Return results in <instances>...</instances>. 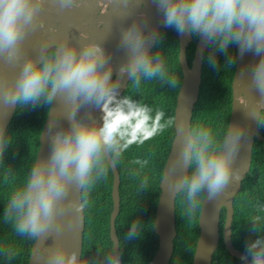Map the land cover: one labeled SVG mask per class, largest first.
Listing matches in <instances>:
<instances>
[{"label":"clouds","instance_id":"clouds-1","mask_svg":"<svg viewBox=\"0 0 264 264\" xmlns=\"http://www.w3.org/2000/svg\"><path fill=\"white\" fill-rule=\"evenodd\" d=\"M155 3L165 27L207 39L212 46L207 62L214 69L219 66L217 52L226 54L227 65L234 63V57L227 55L230 45L238 44L240 53L251 50L259 55L252 78L264 95V0H155ZM33 11L32 0H0V54L10 63L18 58L19 44ZM162 37L163 33L156 37L155 33L145 31L138 20L122 33L121 44L127 50V59L119 73H127L133 86H139L141 79H158L176 86V78L167 74L161 54L149 49L150 40L156 39L159 44ZM116 83L102 47L88 42L78 49L65 40L39 61L26 58L15 83L4 90L8 104L48 105L58 94L69 108L68 126L50 135L49 156L34 163L23 187L10 195L5 207L4 218H13L14 229L21 236L37 240L50 232L58 202L72 184L86 191L94 173L98 177L107 172L106 157L118 162L131 144L153 134L143 129L147 120L153 118L150 109L128 96L117 98ZM92 104H100L103 112L100 123L76 117L81 105ZM137 117L139 121L133 124ZM163 117V111L155 115L156 120ZM259 122L264 124V111ZM239 139V129H229L218 141L213 140L207 128L199 126L190 130L173 162L188 169L175 186H183L181 199L187 200L190 212L198 209V194L205 187L214 197L227 184ZM5 146L6 141L0 137V153ZM140 227L139 221L134 220L127 238H135ZM246 251L250 264H264V239L249 243ZM49 264L83 262L77 253L55 244L49 250ZM110 264H119V260L113 258Z\"/></svg>","mask_w":264,"mask_h":264},{"label":"trees","instance_id":"trees-1","mask_svg":"<svg viewBox=\"0 0 264 264\" xmlns=\"http://www.w3.org/2000/svg\"><path fill=\"white\" fill-rule=\"evenodd\" d=\"M159 44L155 42L151 52H159L164 59L169 76L176 78V86L158 80L141 79L139 86H133L130 79L124 92L118 97L128 96L140 105L150 109L143 126L144 132L153 134L136 142L122 154L115 166L119 173V212L115 219V230L119 243L122 264H150L157 248L158 236L154 232L155 211L159 200L164 165L170 154L175 136L174 114L177 96L183 75L179 64L178 33L169 27H162ZM199 37L192 36L186 48L188 65L194 58ZM212 46L203 54L202 77L199 95L192 108L191 128L203 127L211 131L213 140H220L228 130L232 107V80L237 60L236 45H230L227 55L234 57V63H225L226 54L216 53L218 67L212 68L207 57ZM51 51V50H50ZM49 51V52H50ZM48 105H16L14 114L3 135L6 146L0 153V264H28L35 240L21 236L14 229V220L4 218L5 207L10 195L22 188L35 163L39 149V138L47 118ZM158 111L164 117L155 119ZM264 111V110H262ZM140 117L132 123L138 122ZM163 126V127H161ZM257 129L264 138V124L258 120ZM155 130V131H153ZM113 173L108 166L106 173L93 182L81 198L84 214L81 259L83 264H110L113 259V243L110 238V216L112 201ZM181 192L175 199V226L177 235L173 241V254L169 264H193L196 244L200 234L199 214L205 195L204 189L198 194V209L189 211ZM226 211H220L219 240L212 256V264H243L230 255L223 243L222 227ZM139 221L140 229L135 238H127L131 223ZM257 229L258 231H253ZM257 238L264 239V142L254 140L251 164L241 182V188L233 200L231 241L233 246L249 260L247 245Z\"/></svg>","mask_w":264,"mask_h":264},{"label":"water","instance_id":"water-1","mask_svg":"<svg viewBox=\"0 0 264 264\" xmlns=\"http://www.w3.org/2000/svg\"><path fill=\"white\" fill-rule=\"evenodd\" d=\"M33 15L26 26L23 39L19 44L18 58L10 63L0 54V137H3L14 114L15 103L4 100V90L15 83L23 61L32 57L39 61L52 48L65 40L78 49L85 43L95 42L103 48L112 66V76L116 79L117 98L124 92L130 77L119 73V68L126 65L127 50L121 44L122 33L134 20H138L145 31L155 33L164 26L162 14L155 0H32ZM106 4V7L103 6ZM97 5L98 8L95 9ZM103 14L101 15V11ZM100 24L89 30L83 24ZM56 23V24H55ZM80 35L84 37L81 38ZM179 64L183 79L177 96L174 114L175 136L170 154L166 160L161 179V192L155 211L154 232L158 236V248L150 264H169L173 254V241L177 235L175 226V199L183 186L176 187L177 180L188 169L174 164L184 140L191 128L193 105L199 95L202 77V60L208 48L207 39L199 37L195 46L194 58L189 66L186 60V48L192 41L187 32L179 34ZM156 39L149 42L152 50ZM237 60L232 80V107L228 130L239 129L240 139L231 159V174L227 184L214 197L204 188V198L199 214L200 234L196 244L193 264H212V256L219 240L220 211L226 215L222 227L223 243L227 251L243 264L250 260L238 251L231 241L233 220V200L241 188V182L248 173L254 140L264 138L257 129L260 113L264 110V95L258 91L253 81V68L259 55L251 50L239 52L236 45ZM102 103V102H101ZM68 105L60 95L54 96L39 138V149L36 160L45 159L51 150L50 135L57 129L68 126ZM103 112L100 104L81 105L76 113L78 119L100 123ZM176 132L179 134L176 135ZM109 167L113 173L112 201L110 216V238L113 243V258L119 260V243L115 230V219L119 212V173L110 157ZM82 187L72 184L62 200L58 202L57 216L52 230L35 240L28 264H49V250L55 244H62L69 252H75L81 258L82 236L84 231V214L81 198Z\"/></svg>","mask_w":264,"mask_h":264},{"label":"crops","instance_id":"crops-1","mask_svg":"<svg viewBox=\"0 0 264 264\" xmlns=\"http://www.w3.org/2000/svg\"><path fill=\"white\" fill-rule=\"evenodd\" d=\"M104 7H106V4L103 6V8ZM96 8H98L97 7V5L95 6V9ZM101 15L103 14V10L101 11V13H100ZM56 24V23H55ZM86 28H88L89 30H94V26H97V28H99L101 25L100 24H87L86 22H84V24H83ZM81 36V38H83L84 36L83 35H80ZM111 64V66H114L115 65V63L114 62H111L110 63Z\"/></svg>","mask_w":264,"mask_h":264}]
</instances>
